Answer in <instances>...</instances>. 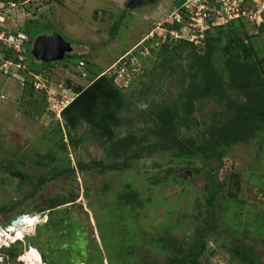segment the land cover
I'll return each mask as SVG.
<instances>
[{
	"label": "rangeland",
	"instance_id": "obj_1",
	"mask_svg": "<svg viewBox=\"0 0 264 264\" xmlns=\"http://www.w3.org/2000/svg\"><path fill=\"white\" fill-rule=\"evenodd\" d=\"M12 2L16 3L14 8ZM182 2L0 0L5 17L0 29L13 33L31 29L35 32L34 40L43 33L57 32L71 44L72 54L66 59L44 66L50 91L71 96L65 90L69 81L74 86H87L96 74L113 73L116 68L115 81L129 98L138 100L139 89L145 87L150 98L169 100L178 95L181 79L179 74L174 77L162 74L157 54L161 45L157 43L165 40L150 32ZM115 26L117 32L113 34ZM34 40L28 45V59L35 69L44 61L32 52ZM255 42L263 47L264 35L256 37ZM135 49L143 56L139 59L142 66L137 79L130 77L133 69L122 67L126 65L125 59L118 62L123 53ZM81 60L91 71L87 78L79 73ZM25 61L28 69L27 58ZM16 68L10 73L0 71V244L12 245L11 239L38 234L33 242L42 246L46 256L57 264H176L178 246L192 242L198 217L207 214L210 192L207 186L220 184L211 211L218 222L217 231L207 232L208 249L200 264H241L230 252L234 235L252 245L264 261V154L259 150L258 138L247 144H232L225 156L214 162L184 161L169 150H156L135 157L126 154L119 160L125 164L111 169L104 167L112 159L107 156L105 145L90 138L71 146L68 153H56L62 158L57 160L60 166L67 163L75 166V173L38 186L30 178L40 171L36 159L40 154L57 151L61 131L65 133V121L62 115L50 113L42 92L36 94L34 102L23 96L25 69ZM262 68L264 71V62ZM247 96L236 91L230 94V98L238 101ZM227 101L216 95L198 98L191 127L183 128L182 135L202 142V130L219 121L218 111L226 107ZM137 109L145 110L147 104L140 102ZM131 114L132 120L119 129L120 136L135 128L137 119L142 120V116ZM86 131L83 126L79 134ZM19 159L23 161L22 176L5 166ZM232 175L237 185L236 196L231 198L228 188ZM106 183L110 189L104 192ZM58 194L73 201L57 210H47L49 201ZM20 215L23 221L19 227L13 226L12 221ZM47 219L48 223L37 228V223L43 224ZM5 233L9 234L2 237ZM22 244L23 251L27 250L22 260L44 264L38 248L28 245L27 239ZM4 249L7 247L0 250L3 261L8 259L4 257Z\"/></svg>",
	"mask_w": 264,
	"mask_h": 264
},
{
	"label": "trees",
	"instance_id": "obj_2",
	"mask_svg": "<svg viewBox=\"0 0 264 264\" xmlns=\"http://www.w3.org/2000/svg\"><path fill=\"white\" fill-rule=\"evenodd\" d=\"M25 31L31 43L35 38V32L31 29ZM116 32L117 26L114 27L113 34ZM263 35L264 10L254 22L239 18L211 27L205 33L201 43L185 38L169 39V37L164 42L157 43L161 45L157 54L160 55L158 64L162 68V74L169 77L179 74L178 77L181 79L178 95L169 100H158L154 96L150 98L147 96L145 87H141L139 93L137 92L138 100H133L115 81L116 75L113 73L96 74L87 86H74L71 81H67L66 87L72 88L76 95L61 112L65 121V133L61 131L56 144L57 151L54 150L47 155L40 154L36 159L40 171L32 174L31 182L41 186L53 178L75 173V166L68 163L60 166L57 160L62 158L56 153H68L71 146L76 147L90 138L97 139L105 145L107 156L112 158L104 164V167L109 169L124 165L125 162L122 163L119 160L126 154L128 157H135L144 151L156 150H169L173 155L183 157L184 161L209 159L214 162L222 159L232 144H247L256 138L259 139V150L264 154V71L262 68L264 45L258 46L255 42L256 37ZM30 43L28 42V45ZM154 43L156 44V40ZM146 44H149V41ZM156 48L155 46L151 50L155 52ZM28 52L26 58L29 67L25 69L22 80L23 96H27L31 102H34V100L37 101L36 94L42 92L41 95L46 100L45 91L35 90L34 77L29 74V70L34 73H44V66L51 63L43 62L41 67L34 69L28 59ZM135 52L139 55V59H143V56ZM68 54L72 53L68 52L64 59ZM8 59L19 61L13 49L6 50L0 43V63ZM132 78L137 79V76ZM185 79L190 80L185 81ZM233 91L249 96L244 101H238L234 97L230 98ZM205 95H216L228 101L226 107L218 111L221 116L219 121L213 122L214 126L209 129L202 128V142L196 143L192 136L187 137L185 134L182 135V132L183 128L189 129L191 119L194 120L192 113L195 101ZM140 102L147 104V109L136 110ZM131 113L142 116V120L139 122L140 119H137L135 123L138 125L129 129L126 135L120 136L119 129L127 121L132 120ZM83 126L87 127V131L79 134ZM208 132H210L209 135ZM21 165H23L21 159L5 164L9 171L19 176H22ZM210 185L207 186L210 189L205 208L207 214L198 217V227L194 238L191 236L192 242L178 246L179 254L176 257V264H200L202 254L208 249L205 240L207 232L217 231L218 222L213 218L211 211L216 205L220 184L215 187ZM109 189L110 185L106 183L103 191L107 192ZM227 200L236 201L230 198ZM71 201L73 199L69 196L58 194L49 201L46 209L57 210ZM48 222L49 219L43 224L37 223L38 226H36L38 228ZM37 238L38 234L33 237L24 234L15 240L12 245L3 250L4 257L7 256L8 259L0 264H31L21 259L27 251H23L24 239H27L28 245L35 246L41 251L44 264H57L46 256L42 246L33 242ZM230 252L232 257L241 264H264L254 247L240 239L238 235L232 237ZM17 259L20 262H17Z\"/></svg>",
	"mask_w": 264,
	"mask_h": 264
},
{
	"label": "built area",
	"instance_id": "obj_3",
	"mask_svg": "<svg viewBox=\"0 0 264 264\" xmlns=\"http://www.w3.org/2000/svg\"><path fill=\"white\" fill-rule=\"evenodd\" d=\"M11 5L13 6L11 7L14 8L16 3L12 2ZM2 9H0V26L5 19ZM263 10L264 0H183V2L171 13L169 18L158 22V25L150 34H155V36L158 34L160 37H163L164 40L168 37L169 39L185 38L195 43H201L205 33L211 27L223 25L231 20L239 18L254 22ZM183 32H186L188 35H185ZM29 41L30 39L27 33L23 31L13 33L0 29L1 45H3V48L6 50L13 49L14 53L19 58L17 62H15L14 59L2 61L0 63V70L9 73L16 67L26 69V61L24 63V59H26V53L28 52ZM135 50L133 52L132 50L126 52L118 61L121 62L122 59H125L126 65H122V67H127V69L130 70L133 69L132 76H130L131 78L141 73L142 65L139 63V55L136 54ZM136 51L138 52L140 50L137 49ZM78 68L81 77L87 78L89 76L85 61H79ZM115 70L116 68L113 70V74L117 75ZM31 74L34 77L33 84L35 90L45 91L50 113L60 117L63 108L73 100L76 95L73 89L65 87V90L68 91L71 96L55 93L49 90V81L45 80L47 78H44L43 72L34 73L31 71Z\"/></svg>",
	"mask_w": 264,
	"mask_h": 264
},
{
	"label": "water",
	"instance_id": "obj_4",
	"mask_svg": "<svg viewBox=\"0 0 264 264\" xmlns=\"http://www.w3.org/2000/svg\"><path fill=\"white\" fill-rule=\"evenodd\" d=\"M130 2H135V0H131ZM71 50V44L57 32L43 33L39 35V37L34 40L32 48L34 55L44 62L61 61L68 52H71ZM236 185L237 179L232 175L228 188V195L231 198L236 196ZM22 221L23 218L20 215L12 221V225L19 227Z\"/></svg>",
	"mask_w": 264,
	"mask_h": 264
},
{
	"label": "clouds",
	"instance_id": "obj_5",
	"mask_svg": "<svg viewBox=\"0 0 264 264\" xmlns=\"http://www.w3.org/2000/svg\"><path fill=\"white\" fill-rule=\"evenodd\" d=\"M29 43H30V41H29ZM35 219V218H34ZM8 232V231H7ZM0 233H1V229H0ZM11 233H13V232H11ZM9 233H5V234H3V236L2 237H4L5 235H8ZM11 235V234H10ZM10 238V237H9ZM12 241L11 242H15V240H13V239H11ZM4 246H6V247H9L10 245L9 244H6V243H1L0 244V250H1V248H3ZM1 253V252H0ZM0 261L2 262L3 261V258H1V254H0Z\"/></svg>",
	"mask_w": 264,
	"mask_h": 264
},
{
	"label": "flooded vegetation",
	"instance_id": "obj_6",
	"mask_svg": "<svg viewBox=\"0 0 264 264\" xmlns=\"http://www.w3.org/2000/svg\"><path fill=\"white\" fill-rule=\"evenodd\" d=\"M131 1V0H130ZM147 0H135V2H130L129 4H137V3H146Z\"/></svg>",
	"mask_w": 264,
	"mask_h": 264
}]
</instances>
